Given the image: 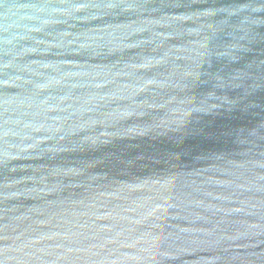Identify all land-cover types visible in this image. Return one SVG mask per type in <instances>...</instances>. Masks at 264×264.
I'll return each instance as SVG.
<instances>
[{
	"label": "water",
	"instance_id": "95a60500",
	"mask_svg": "<svg viewBox=\"0 0 264 264\" xmlns=\"http://www.w3.org/2000/svg\"><path fill=\"white\" fill-rule=\"evenodd\" d=\"M0 264H264V0H0Z\"/></svg>",
	"mask_w": 264,
	"mask_h": 264
}]
</instances>
